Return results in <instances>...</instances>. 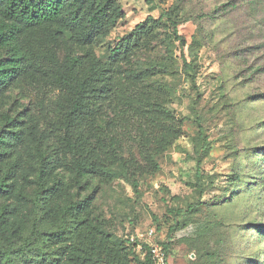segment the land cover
Returning a JSON list of instances; mask_svg holds the SVG:
<instances>
[{"label":"rangeland","instance_id":"rangeland-1","mask_svg":"<svg viewBox=\"0 0 264 264\" xmlns=\"http://www.w3.org/2000/svg\"><path fill=\"white\" fill-rule=\"evenodd\" d=\"M119 4L124 17L95 48L98 56L106 58L138 24L172 7L188 45L162 29L132 59L157 65L150 86L169 117L145 141L134 130L110 137L109 152L127 162L140 187L117 178L99 192L93 209L105 236L128 260L134 254L127 238L153 228L170 245V264H264V237L255 229L264 227V0ZM66 51L57 47L60 58ZM40 91L39 83L18 80L0 109L23 112L29 123ZM56 101L55 95L47 103ZM106 120L114 121L113 113Z\"/></svg>","mask_w":264,"mask_h":264},{"label":"trees","instance_id":"trees-1","mask_svg":"<svg viewBox=\"0 0 264 264\" xmlns=\"http://www.w3.org/2000/svg\"><path fill=\"white\" fill-rule=\"evenodd\" d=\"M123 17L119 0H0V105L18 80L41 90L29 123L23 112L0 109V264H148L132 244L128 260L93 207L114 179L140 187L127 162L109 152L110 137L134 130L145 141L169 117L150 86L157 65L133 57L162 29L182 48L188 42L172 7L98 56L95 48ZM57 47L67 49L64 57ZM110 113L115 122L106 120Z\"/></svg>","mask_w":264,"mask_h":264},{"label":"built area","instance_id":"built-area-1","mask_svg":"<svg viewBox=\"0 0 264 264\" xmlns=\"http://www.w3.org/2000/svg\"><path fill=\"white\" fill-rule=\"evenodd\" d=\"M130 244L134 245L136 252L148 259V264H170V259L165 248L157 242L155 229H148L143 238H127Z\"/></svg>","mask_w":264,"mask_h":264}]
</instances>
